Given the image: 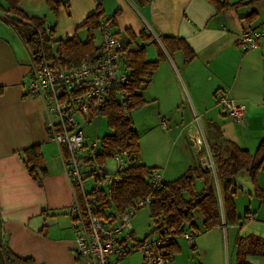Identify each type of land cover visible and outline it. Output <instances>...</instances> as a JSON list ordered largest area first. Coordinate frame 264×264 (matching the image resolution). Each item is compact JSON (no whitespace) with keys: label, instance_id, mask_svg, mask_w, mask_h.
<instances>
[{"label":"crops","instance_id":"1","mask_svg":"<svg viewBox=\"0 0 264 264\" xmlns=\"http://www.w3.org/2000/svg\"><path fill=\"white\" fill-rule=\"evenodd\" d=\"M60 1L67 5L60 6L57 19L49 13L47 0H19L17 8L28 18L45 19L44 28L53 27L56 42H66L75 36L85 40L87 31L81 27L96 11V2ZM258 2L262 7L257 6ZM258 2L226 13H217L206 0H145L142 5L134 0L101 2L105 16L114 17L119 12L114 17L113 31L127 48L144 47L146 52L150 45L158 59L156 42L164 57L142 95L146 105L139 111L146 110V121L141 124L134 119L132 129L139 137L141 128L146 132L154 119L161 128L165 125L166 141L161 142L157 137H148L146 145L138 141L139 163L144 165L143 161H148L153 165L150 168L159 169L164 182L178 179L189 168L206 170L203 164L209 160L214 166L211 172L221 209V226L205 231L208 239L202 248L193 239L190 248L198 250L196 264H236L238 237L252 235L264 239V200L254 196L256 188L264 191V164L256 186L249 177L251 189L244 191L233 181L241 172L232 180L236 189L235 223L227 224L224 219L215 171L217 162L228 156L230 143L254 155L264 138V43L249 52L241 51L235 44L244 31L264 26V2ZM7 9L6 0H0V15L7 16ZM141 33L152 39H139ZM94 37L95 45L99 46L97 31ZM160 37L184 40L195 53L194 60L185 64L181 52L170 56ZM30 78L28 51L0 16V232L15 256L30 259L33 264H82L73 253L71 187L60 150L49 140L44 127L43 101L25 92ZM181 87L194 119L179 123L176 113L179 97L174 90L182 92ZM222 92L245 106L242 126L234 124L217 104ZM198 140L202 143L198 144ZM34 146L40 148L47 172L39 181L29 176L24 163L23 152ZM244 171L249 175L248 170ZM134 229L132 219V235ZM222 233L230 245L225 255L221 251ZM180 239L176 238L175 243L181 252ZM178 255L168 264H183ZM246 262L264 264V257L247 256ZM117 264H142V259L129 256Z\"/></svg>","mask_w":264,"mask_h":264},{"label":"trees","instance_id":"2","mask_svg":"<svg viewBox=\"0 0 264 264\" xmlns=\"http://www.w3.org/2000/svg\"><path fill=\"white\" fill-rule=\"evenodd\" d=\"M96 2V11L87 17L81 28L86 29L87 37L81 41L77 36L66 42L54 41V29H45V19L28 18L18 8L19 0H6L7 16L3 19L12 27L17 36L26 47L29 56L36 64L44 59L53 60L55 65L61 69L68 70L78 66L87 58H95L98 53V46L95 45L94 32L98 30L104 16L101 2ZM139 4H144L145 0H134ZM217 13H226L239 9L250 3L264 0H240L230 3L228 0L220 3L215 0H206ZM247 1V2H246ZM66 6L60 0H47L49 13L57 19L60 6ZM119 12H116L114 17ZM114 17H109L114 25ZM98 32V31H97ZM132 39H135L131 36ZM139 39L144 41L152 39L145 37L144 33L139 35ZM160 41L166 52L172 56L176 52H181L184 56V63L189 64L195 58V53L182 39L171 37H160ZM159 57L157 61H148L144 47H136L129 53V76L131 81L123 89L126 91L127 113L122 112L121 104L118 103L117 88H112L104 106L100 110L101 117L106 119L107 128L112 131L101 139V155L97 157L95 163L101 168L107 159L120 150L127 149L131 152L130 164L125 171V178L114 184L109 193L104 191H93L98 202L96 214L104 217L106 213L115 208L119 213L130 207L135 200L140 197H147L153 194V201L149 205V216L155 226L154 232L158 235L161 228L166 226L169 230H175L177 235L189 229H196L194 212H198L202 220L205 231L221 226V209L216 191L215 179L211 171L202 167L189 168L181 177L171 182H163V187L156 193H152L147 185V178L153 168L141 165L138 161L139 146L138 138L132 129V111L139 110L146 105V101L141 95V91L150 82L153 74L158 68L159 62L163 60V54L156 42ZM229 154L226 158L220 159L215 167L216 179L219 186L223 215L226 223H235L236 214L233 196L236 193L233 178L244 170L249 171L251 183L256 186L257 175L264 164V138L254 155L242 150L234 144L228 145ZM24 163L27 173L35 181L46 177L47 172L43 163L40 148L38 146L26 149L23 152ZM196 181L202 182V190L196 192ZM254 196L264 200V191L255 189ZM197 230V229H196ZM193 235V234H192ZM194 239V235H193ZM145 243L144 240L137 242L138 247ZM236 264H247V256L264 257V239L256 236L238 237L235 241ZM168 261L180 253L179 246L175 240L168 242L158 249ZM0 252L7 264H33L30 259H21L15 256L5 245L0 234Z\"/></svg>","mask_w":264,"mask_h":264},{"label":"built area","instance_id":"3","mask_svg":"<svg viewBox=\"0 0 264 264\" xmlns=\"http://www.w3.org/2000/svg\"><path fill=\"white\" fill-rule=\"evenodd\" d=\"M2 18L4 15H0ZM100 42L95 58H87L78 66L64 70L55 65L53 60L44 59L36 64L30 58L31 78L25 86L30 97L43 101L45 130L49 140L60 150L63 168L72 191L70 207L71 228L73 231V253L82 264H117L135 248L142 252L143 264H168L165 255L158 251L161 246L182 238L193 247V235L186 231L177 235L175 230L166 226L161 228L160 235L141 247H130L126 241L132 235V218L141 208L149 207L153 194L140 197L119 213L110 209L104 217L96 214L98 202L93 191L109 193L114 184L125 178L131 152L127 149L116 151L111 159L116 162L114 173H106L104 165L96 163L101 155V145L93 141L85 144L83 122L100 117V110L112 88L116 92L122 112L127 113V94L123 87L131 81L129 76V53L113 31L112 21L103 16L98 27ZM264 43V26L244 31L237 39L236 46L243 52L253 51ZM217 104L224 114L236 125H243L246 108L222 92L217 97ZM165 129V125H162ZM202 142L198 140V144ZM206 170L214 171L212 162L203 164ZM92 181L93 186L86 190L84 181ZM162 174L152 170L147 178V185L152 193L163 187ZM3 238L4 233L0 232Z\"/></svg>","mask_w":264,"mask_h":264},{"label":"rangeland","instance_id":"4","mask_svg":"<svg viewBox=\"0 0 264 264\" xmlns=\"http://www.w3.org/2000/svg\"><path fill=\"white\" fill-rule=\"evenodd\" d=\"M256 4L258 7H262L261 2H258ZM146 59L148 61H157L158 60L157 56H156V51L153 50L150 45L146 47ZM174 87H175V85H174ZM178 88L179 87H177V89ZM178 90L176 93L174 90V94L175 95L177 94L176 97L177 96L179 97V110L176 113L178 114L179 123H181L182 121L186 122L188 119H194V116L189 113L188 101H187V98L183 92L182 87H181L182 92H180ZM141 95H144V89L141 91ZM145 111L146 110H144V112L142 110L141 111H139V110L132 111V113H131L132 121L134 119L135 120L137 119L139 121V123L143 124L146 121ZM91 121L92 122H90V123H87V121H84L83 127H82L83 135L85 137V144L87 146H90V144L95 140L100 142L104 136L111 134V130H109L107 128L106 119L104 117L100 116V117H97ZM168 127H169V124H168ZM165 132L166 131L163 130L161 128V126L154 119H152L151 123L149 124L148 129L146 130V132H145V130H143L141 128V131L139 133V137L137 136V138H139L138 141L140 144L142 143V145L143 144L146 145L149 143L148 137H152V139H153V137H157L158 139L161 140V142H164V141H166ZM143 153L146 154L144 152V149H143ZM147 157H149V156H147ZM143 162H144L143 164L149 168H150V166H153V165L149 164L148 161H143ZM149 162L152 163V159H149ZM116 169H117L116 162L113 159H107L105 161L104 170L106 173H114L116 171ZM154 170L160 171L159 169H154ZM166 180H167V182H171L170 180H173V179H166ZM233 181L236 182V183L235 182L234 183L237 185L238 188H241L244 191H246L245 188L251 187L250 182H249V175H248L247 171L241 172L236 177V179ZM84 186H85L86 190H90V188L93 186V183H92V181L85 180ZM201 189H202V182L197 181L196 182V191L200 192ZM243 197H245V196H243ZM132 219H133V225L135 226V229L133 230L134 235H131V237L128 238L126 241V243L130 247L136 246V244H137L136 241L144 240L146 243H150L157 238L158 233L154 232L155 226L153 224V220L149 216L148 207L141 208L140 210H138ZM193 223H194L197 230L196 229L195 230L189 229V227L186 226V231H188L194 235L195 244L197 245V247L200 246L199 248H202L203 245L205 244L206 240L208 239V234L203 229L202 220H201V217L198 214V212H194ZM220 236H221V241H222L221 242V251L225 255V253H228L230 251V245L226 239V235H223V233H222ZM178 243H179L180 248H181V252L178 255L180 257L179 259H180L181 263H183V264H196V262L198 260L197 248H195L194 250L191 249L188 242L182 238L178 241ZM129 256L132 257V259H138V257H140V259H142V264H143V257H141L142 252L138 248H135L126 257L128 258ZM125 258H123L122 260H124Z\"/></svg>","mask_w":264,"mask_h":264},{"label":"water","instance_id":"5","mask_svg":"<svg viewBox=\"0 0 264 264\" xmlns=\"http://www.w3.org/2000/svg\"><path fill=\"white\" fill-rule=\"evenodd\" d=\"M0 264H7L0 252Z\"/></svg>","mask_w":264,"mask_h":264}]
</instances>
